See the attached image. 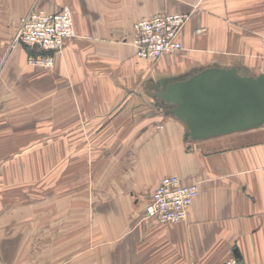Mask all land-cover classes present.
Masks as SVG:
<instances>
[{"label": "crops", "instance_id": "1", "mask_svg": "<svg viewBox=\"0 0 264 264\" xmlns=\"http://www.w3.org/2000/svg\"><path fill=\"white\" fill-rule=\"evenodd\" d=\"M63 8L75 37L52 67L28 65L32 47L8 48L31 9ZM165 14H189L182 50L138 59L134 23ZM263 35L264 0H0L1 135L21 126L27 139L53 141L57 174L71 159L51 203H1L0 264H222L232 254L264 264V126L191 141L157 96L207 67L258 76ZM166 176L198 186L184 222L145 217ZM34 184L27 190L46 189Z\"/></svg>", "mask_w": 264, "mask_h": 264}, {"label": "built area", "instance_id": "2", "mask_svg": "<svg viewBox=\"0 0 264 264\" xmlns=\"http://www.w3.org/2000/svg\"><path fill=\"white\" fill-rule=\"evenodd\" d=\"M72 19L67 8L56 13L31 10L21 19L12 43L36 47L45 53L59 51L66 40L75 37ZM188 19L186 14H169L137 21L130 41L136 57L156 60L182 50L178 36ZM28 63L50 68L54 59L48 54L40 55L29 58ZM197 194V184L183 185L176 176L163 177L145 206V216L162 224L184 222ZM222 264L245 263L232 254Z\"/></svg>", "mask_w": 264, "mask_h": 264}, {"label": "water", "instance_id": "3", "mask_svg": "<svg viewBox=\"0 0 264 264\" xmlns=\"http://www.w3.org/2000/svg\"><path fill=\"white\" fill-rule=\"evenodd\" d=\"M157 96L191 141L264 126V74L242 76L236 68L207 67L169 83Z\"/></svg>", "mask_w": 264, "mask_h": 264}, {"label": "rangeland", "instance_id": "4", "mask_svg": "<svg viewBox=\"0 0 264 264\" xmlns=\"http://www.w3.org/2000/svg\"><path fill=\"white\" fill-rule=\"evenodd\" d=\"M31 10H35V9H31ZM36 11H40V10H36ZM165 15H169V14H165ZM186 15L189 16V14H186ZM155 16H161V15H155ZM155 16H152V17H155ZM150 18H143L140 20H146ZM133 34H134V30H133ZM12 41H13V38L10 42V45L8 46L9 49L12 48V46L14 45H23V44H13ZM29 47H32V46H29ZM32 48H34V52L35 51L36 52L28 56L27 64L33 67H44V66H40L37 64H29L28 63L29 58L37 57L40 55H47V54L53 57L52 53L55 52L53 51V52L45 53L44 51L36 47H32ZM44 68H47V67H44ZM263 73H264V70L262 73H259L257 75H260ZM10 100H12V97H10ZM6 128H9V127L0 126V201H1L0 205L2 202L4 204H6L5 202H7V205H11L12 200H14L13 201L14 208H17V206L23 203L24 199L27 200L29 197L35 198L38 196L40 198L44 197L47 204L51 203L52 198L50 196H53L52 193H53L54 185L61 183V182L65 183V182L70 181V174L65 172L66 171L65 165L71 159L70 158L62 159V162H63L62 173L57 174L54 171L55 168L53 167V162L55 161V159L52 156V152H53L54 145H55L53 141H49V140L38 141L37 139H31V138L27 139V136L24 135L23 132H21V128H22L21 126H14V131H15L14 134L12 136H7L6 138V136L1 135V133L4 132ZM64 144L65 143H63V145ZM82 145H85V143H82ZM65 146L66 148H69L68 146H70V143H66ZM38 151H40L41 155H37ZM28 154H30L29 158H27ZM28 160H30V165H29V168L27 169V165L25 164L28 162ZM33 162L35 166L33 165ZM39 162L40 163L42 162V167L40 169L37 167V163ZM24 169L26 170V172H28V170L30 169V172L28 174L29 179L24 177V173H23ZM25 175L27 176V174ZM27 180H29L31 184L35 182L34 185L40 182L41 184L45 185L46 189L37 191L36 188L38 187L30 185L31 189L27 190V187H26ZM11 194H13L12 197H11ZM32 195H36V196H32Z\"/></svg>", "mask_w": 264, "mask_h": 264}, {"label": "bare ground", "instance_id": "5", "mask_svg": "<svg viewBox=\"0 0 264 264\" xmlns=\"http://www.w3.org/2000/svg\"><path fill=\"white\" fill-rule=\"evenodd\" d=\"M238 71V70H237ZM239 73V72H238ZM241 75V74H240ZM243 76V75H242Z\"/></svg>", "mask_w": 264, "mask_h": 264}]
</instances>
